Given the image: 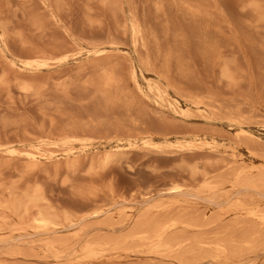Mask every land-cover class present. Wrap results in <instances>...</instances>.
Masks as SVG:
<instances>
[{"label": "rangeland", "instance_id": "obj_1", "mask_svg": "<svg viewBox=\"0 0 264 264\" xmlns=\"http://www.w3.org/2000/svg\"><path fill=\"white\" fill-rule=\"evenodd\" d=\"M263 179L264 0H0V264H264Z\"/></svg>", "mask_w": 264, "mask_h": 264}, {"label": "bare ground", "instance_id": "obj_2", "mask_svg": "<svg viewBox=\"0 0 264 264\" xmlns=\"http://www.w3.org/2000/svg\"><path fill=\"white\" fill-rule=\"evenodd\" d=\"M245 131V130H244ZM248 176V174H247ZM262 176V175H261ZM241 178L239 177V181L242 183L244 180H246L245 176H244V180L241 181ZM247 181H249V178L247 177ZM253 180V179H252ZM264 180V179H263ZM245 182V181H244ZM260 182V181H258ZM246 183V182H245ZM244 183V184H245ZM264 183V181H263ZM246 184H248L247 186L249 187H253L256 188V184L255 181L254 183L251 181L247 182ZM261 184V182H260ZM210 185V184H209ZM263 185V184H262ZM211 186V185H210ZM260 186V185H259ZM264 186V185H263ZM212 187V186H211ZM210 187V188H211ZM214 188V187H212ZM258 188V187H257ZM209 189V188H208ZM211 190V189H210ZM178 191V190H177ZM177 191H173L174 193H178ZM172 192V191H171ZM223 199V198H222ZM218 201V200H217ZM166 204H158L156 205L157 208H163L165 207ZM246 206H242L241 210H245L247 211V213L254 217V218H258L262 224L264 223V211H261L256 208H245ZM99 213V212H98ZM94 216H98V214H95ZM50 219V218H49ZM36 220L39 222L40 226L42 227H47L49 226L48 224L50 223L49 220L46 217H38V219L36 218ZM251 220V219H250ZM151 217H143L141 219L138 220L137 224L135 225V228L133 230V233L131 235H129L128 237H126L125 240L128 239H141L145 242H150L153 243V245L156 248H168V249H173V248H179L180 246H182V244L186 241L184 237H175V238H170L167 237L168 232L178 223H185L184 220H180L178 218L177 219H164V220H155L152 222ZM111 224V223H110ZM108 222L104 223L103 225H110ZM248 226V225H247ZM253 226V225H252ZM239 229V228H238ZM54 230V229H53ZM257 230V229H256ZM247 232V231H246ZM260 233V232H259ZM247 234V233H246ZM168 238V239H167ZM231 239V238H229ZM70 241V240H69ZM59 242V241H58ZM108 243V242H107ZM230 243V242H229ZM232 243V242H231ZM230 243V244H231ZM203 244L204 241H203ZM218 244V243H217ZM220 244V243H219ZM222 244V243H221ZM215 245V244H214ZM202 246V245H201ZM205 246V245H204ZM210 246V245H209ZM232 246V244H231ZM53 247V246H52ZM214 248V247H213ZM216 249V248H214ZM86 251V253L90 256V255H94L96 253V249L94 245L88 244L86 246V248L84 249ZM167 250V249H166ZM175 250V249H174ZM179 250V249H178ZM206 250V249H205ZM210 250V248H209ZM235 250H238L237 248ZM161 251V250H160ZM159 251V252H160ZM168 251V250H167ZM208 251V250H207ZM223 252V251H222ZM233 252V251H232ZM221 253V251H220ZM234 253V252H233ZM196 254V252H194L193 250H191L189 252V256L191 255L192 257H194ZM187 256V255H185ZM191 257V258H192ZM190 258V257H187ZM230 258V257H229ZM191 260V259H190ZM194 260V259H193ZM191 260V261H193ZM195 261V260H194ZM194 264V263H193Z\"/></svg>", "mask_w": 264, "mask_h": 264}]
</instances>
